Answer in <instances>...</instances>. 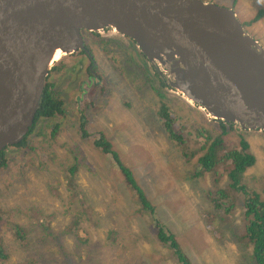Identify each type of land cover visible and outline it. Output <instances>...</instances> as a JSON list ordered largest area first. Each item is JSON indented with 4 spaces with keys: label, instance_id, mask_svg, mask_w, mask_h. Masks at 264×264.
<instances>
[{
    "label": "rangeland",
    "instance_id": "obj_1",
    "mask_svg": "<svg viewBox=\"0 0 264 264\" xmlns=\"http://www.w3.org/2000/svg\"><path fill=\"white\" fill-rule=\"evenodd\" d=\"M203 1L233 9L245 23V31L264 48V17L247 26V21L264 9V0ZM103 30L98 33L103 41L94 44L98 67H91L90 79L84 73L88 64L79 68L81 57L77 53L62 55L56 62L64 67L63 74L59 71L50 75L65 112L49 120L59 125L57 138L40 139L38 133H46V120L38 122L29 137L34 153L25 159L23 150L19 151L22 172L16 168L17 163L0 172V239L9 254L8 264H181L159 240L155 218L160 219L164 233H170L164 226L174 232L189 264H257L248 238L241 234L246 196L229 189L230 181L220 166L204 177L193 176L199 169L197 158L204 152L198 150L201 143L195 134L204 129L217 135L220 127L225 128L226 144L217 149V157L236 146L240 137L246 139L255 164L247 168L241 182L250 195L264 203V132L244 131L237 124L220 126V121L207 118L203 108L192 106L169 86L170 93L163 90L160 95L158 80L149 75L154 69L136 44L111 28ZM101 72L102 81L92 87L96 80L93 74ZM99 95L105 99L100 100ZM104 101L114 109L95 108ZM158 101L173 105L166 106L168 119L172 131L186 138L184 145L168 138L164 119L158 114ZM81 120L87 132L84 140L79 136ZM95 131L110 140L154 212L140 211L111 157L92 148ZM70 148L76 153L82 150L91 167L78 166L77 185L82 198L70 194L65 186V165L60 166ZM13 150L8 151L10 157L18 151ZM49 187L57 194H52ZM218 191L229 195L232 213L224 215L223 209L214 207L209 196ZM72 220L77 221L80 239L70 233L57 239L54 234ZM15 225L26 230L23 247L15 239ZM110 231L114 233V245L108 238Z\"/></svg>",
    "mask_w": 264,
    "mask_h": 264
},
{
    "label": "water",
    "instance_id": "obj_2",
    "mask_svg": "<svg viewBox=\"0 0 264 264\" xmlns=\"http://www.w3.org/2000/svg\"><path fill=\"white\" fill-rule=\"evenodd\" d=\"M244 27L203 0H0V151L34 125L54 50L84 51L82 31L104 28L130 37L210 119L264 132V48Z\"/></svg>",
    "mask_w": 264,
    "mask_h": 264
},
{
    "label": "trees",
    "instance_id": "obj_3",
    "mask_svg": "<svg viewBox=\"0 0 264 264\" xmlns=\"http://www.w3.org/2000/svg\"><path fill=\"white\" fill-rule=\"evenodd\" d=\"M235 1H233V4ZM264 17V9L258 10L255 15L252 17V19L247 21V26L252 25L258 21H260ZM244 26L245 23H243ZM90 36V39L93 43H99L100 41H103L104 37L102 35H99L98 33H87ZM132 43V42H131ZM135 44V43H132ZM145 59V58H144ZM148 63V62H147ZM59 63H57L52 71L49 73V77L47 80H51L50 75L53 74H59V71L63 70L64 67L58 66ZM150 66V65H149ZM154 71V70H153ZM60 73L63 74L61 71ZM151 77L156 78L158 80V86L157 92L161 95L164 91H168L167 86L165 87L163 82L161 81L160 77L156 74L154 71L153 74H149ZM48 82L45 85L44 89V96L42 103L40 105V108L38 109L36 113V118L34 125L30 128L28 135L25 137V139L18 145H15L14 147L7 148L0 151V172H5L10 169V164L17 163L16 168L22 172L21 168L23 166L22 162L18 160V155L20 149L23 150L24 158L30 156L34 153V150L32 149L31 142L32 140L29 139L32 131L37 126V123L40 121L46 120L45 123V132L43 133V130H41L40 133H38V137L40 139H45V136H48L51 141H54L57 138L58 135V126L55 123L50 124L49 120L51 118H54L56 115H61L64 112L63 109V101L58 97H60V91H57V89L53 88L51 82ZM166 88V89H164ZM118 91H115L114 93H117ZM169 92V91H168ZM170 93V92H169ZM160 108L158 109V114L164 119L163 124L166 129V131L169 134V138H172L177 141L179 145L185 144V137L182 135H176L171 128V123L168 118H170V115L167 113L166 106L172 104L166 102L163 103L161 101H158ZM157 106V104H156ZM224 123L220 122V126H223ZM231 125V124H230ZM221 128V133L217 135H213L210 133V131H207L202 129L199 130L195 134V138L199 140L200 146L198 147V150H204L203 154L201 156H198L196 165L199 166L197 173H193V176L197 178L199 175L201 177H204L205 174L211 173V171L217 167L220 166L223 170V172L226 174L228 180L230 181V190L233 191H241L245 196V208H244V230H242V238H245L250 243V245L253 248V257L256 260L257 264H264V203L258 201V198L256 196L250 195L245 185L241 182L242 176L244 172L247 170V168L252 167L255 164V157L252 153L249 151V144L246 142V139L243 137H240L239 141L237 142V145L234 146L232 149H228L227 151L223 152L221 155L219 154L217 157V149H221V147H224L226 144V140L224 135L225 128ZM84 137H82L84 140L86 137L85 131H82ZM181 132V131H180ZM95 139L92 141L91 146L95 151H98L102 155L110 156L111 160L113 162L114 169L118 170L120 174L124 178V182L127 186V189L133 193V195L136 197L135 200L139 203L140 209L142 212H154V206L150 203L148 200L144 190L137 184V181L135 180L132 171L129 167H127L119 158L117 152L113 149V146L110 142V140L105 136L104 133L98 131ZM191 140V139H190ZM13 149H18L17 153H14L11 157L8 153V151H14ZM77 149H79L77 147ZM22 152V151H20ZM185 154H182L184 156ZM195 155V154H193ZM58 158V155L55 156ZM64 162L62 161L60 163L61 165H65L64 167V179H65V186L70 190V194H72L76 198H82L84 195L82 191H80L79 186L77 185V171L78 166L80 164H84L86 167L91 168L88 162V157H86V154L80 150L75 152L74 149L70 148L68 152L63 157ZM67 160V161H66ZM223 165V166H221ZM62 167V166H61ZM90 170V169H89ZM49 190L52 194H57V191L49 187ZM210 200H212L213 205L215 208L219 209L218 211L222 210L225 212L221 213L224 215H227L226 213H232V209H234V206L232 202L229 200V195L225 194L224 192H216L214 195L209 196ZM114 205V201L112 203ZM110 206V204H109ZM90 210V209H88ZM156 214V212L154 213ZM156 216V215H155ZM205 216V213H204ZM213 216V215H212ZM1 219V218H0ZM157 228V232L159 234V240L162 242V244L169 249H171V256L174 258L176 257L178 263L181 264H189V261L186 260V257L182 251V248L179 246L176 235L166 226H164V230H168L170 233H164L163 232V225L159 218H155ZM160 222V223H159ZM12 229L15 233V239L20 247H23L26 245V230L24 228H21L17 225ZM78 224L77 221L72 220L69 222V224L66 225V227L57 233L54 234L55 237L60 238L62 234H69L72 238H76L79 240L80 237H78ZM59 234V235H57ZM114 233L112 231L109 232L108 238H111V244H115V240L113 241ZM241 238V237H240ZM63 249V247H61ZM8 253L6 252L5 248L3 247V243L0 239V264H8ZM64 255L69 256V253L66 251ZM21 264H33L31 261H24Z\"/></svg>",
    "mask_w": 264,
    "mask_h": 264
},
{
    "label": "flooded vegetation",
    "instance_id": "obj_4",
    "mask_svg": "<svg viewBox=\"0 0 264 264\" xmlns=\"http://www.w3.org/2000/svg\"><path fill=\"white\" fill-rule=\"evenodd\" d=\"M101 32H104V30H102ZM88 32H86V31H82V37H83V40H84V43H85V48H86V50H84V51H78V52H76L80 57H81V59H80V62H78V64H79V68H83L84 66H83V64H86V62H87V64H88V66L86 67V69L84 68V73L87 75V78L89 77V79L92 77V75H91V73H93V68H91L92 66L94 67H98V65H97V62H96V59H95V57L93 56V49H94V45H93V43H92V41H91V39H90V36L87 34ZM93 33V32H92ZM95 33H100V32H95ZM103 34V33H102ZM121 35V34H120ZM123 36V35H122ZM133 42V41H132ZM97 50H99V48H97L96 49V51ZM65 61H67V60H65ZM62 63V62H61ZM59 66V65H58ZM61 72V71H60ZM81 72V71H80ZM53 74V73H52ZM55 75V74H54ZM94 76H95V84H97L98 82H101L102 81V79H103V73L101 72L100 74H93ZM49 77V76H48ZM86 79V78H85ZM89 79L87 80V82L89 81ZM47 81H49V82H51L50 80H47ZM84 82V84H86L85 83V80L83 81ZM51 83H53V82H51ZM47 84V86H48V82L46 83ZM81 85H82V83L80 84V86L78 87V89H81ZM92 87H94L93 85H92ZM60 97L58 96V99H59ZM99 99L101 100V99H105V97H102L101 95H99ZM105 102L106 101H104V102H102V104H101V106H95V108L96 109H114L113 107H111L110 105H108L107 103H106V105H104L105 104ZM117 107H118V105H117ZM12 147H14V146H12ZM9 148H11V147H9ZM132 195H133V193H132ZM133 197L134 198H136L134 195H133Z\"/></svg>",
    "mask_w": 264,
    "mask_h": 264
},
{
    "label": "bare ground",
    "instance_id": "obj_5",
    "mask_svg": "<svg viewBox=\"0 0 264 264\" xmlns=\"http://www.w3.org/2000/svg\"><path fill=\"white\" fill-rule=\"evenodd\" d=\"M242 24H243V23H242ZM104 29H105V28H104ZM113 31L117 32V30H115L114 28H113ZM86 32H88V31H86ZM117 33H118V32H117ZM123 37H126V38H128L129 40H131L130 37H128V36H123ZM131 41H132V40H131ZM85 50H86V48H85ZM62 55H65V54H64L63 52H61L60 49H55L54 52H53V54L51 55V57H50V59H49V62L47 63V67H46L45 71H49V73H50V72L52 71V69L54 68V65L57 64L56 61H58V59H59ZM145 60L148 62V64L151 66V68L154 69L153 66H152V64H151L152 62H150V61L147 60L146 58H145ZM55 62H56V63H55ZM54 63H55V64H54ZM154 63H155L156 68H159V67H160V65H159L156 61H155ZM52 64H54V65H52ZM50 67H51V68H50ZM164 67H166V65H165ZM154 71H155V69H154ZM163 71H164V70H162V73H163ZM155 72H156V71H155ZM49 73H48L47 77L45 78V81H44V84H43V92H42L41 97H40L39 106L41 105L42 100H43L44 89H45V85H46V83H47V79H48ZM156 74L160 77V79H161V81L163 82V84L166 85L165 82H164V80H163V77H161V75H160L159 73H157V72H156ZM169 78H170V75H169ZM166 86H167V85H166ZM168 88H169L170 90H173L177 95H180L182 98L186 99V100L188 101V103L191 104L192 106H196V105H198V104H195L194 102H192L190 99H188V97L185 95L184 92H182V91H180V90H175L174 88H171V86H169ZM39 108H40V107H39ZM207 113H208L209 115L212 116V114L209 113L208 110L206 109L205 114H206L207 118H210L209 115H208ZM221 119H222V118H221ZM27 135H28V133L25 135V137H26ZM25 137L23 138V140L25 139ZM23 140H22V141H23ZM22 141H20L18 144H20ZM18 144H17V145H18ZM9 147H12V146H7V147L3 148L2 150L7 149V148H9Z\"/></svg>",
    "mask_w": 264,
    "mask_h": 264
},
{
    "label": "clouds",
    "instance_id": "obj_6",
    "mask_svg": "<svg viewBox=\"0 0 264 264\" xmlns=\"http://www.w3.org/2000/svg\"><path fill=\"white\" fill-rule=\"evenodd\" d=\"M112 29V28H111ZM99 32V31H98ZM112 32H114L113 31V29H112ZM93 33H95V32H93ZM117 34H119V33H117ZM120 35V34H119ZM96 84H93V86H95ZM61 115H64V113L63 114H61ZM58 115H56L55 117H57ZM218 122V121H217ZM222 123H224V124H227V123H225V122H222ZM82 124H84V121H82L81 120V123H80V125H79V129L80 130H82V131H85V129H84V127H81V125ZM230 125V124H229ZM164 128V127H163ZM95 132H98V131H95ZM85 133H86V137H87V132L85 131ZM97 135V133H94V136H96ZM79 136H80V138L81 139H83L82 137H84L85 135H83V133L81 132V133H79ZM85 137V138H86ZM168 138H169V136H168ZM114 149V148H113ZM197 151V150H196ZM118 154V153H117ZM118 156H119V154H118ZM119 158H120V156H119ZM122 161V160H121ZM127 167H128V165L127 164H125ZM127 189V188H126ZM136 203L138 204V206H139V209H140V205H139V203L136 201ZM140 211H141V209H140ZM142 212V211H141ZM144 213V212H143ZM252 255H253V248H252ZM178 262V261H177Z\"/></svg>",
    "mask_w": 264,
    "mask_h": 264
}]
</instances>
